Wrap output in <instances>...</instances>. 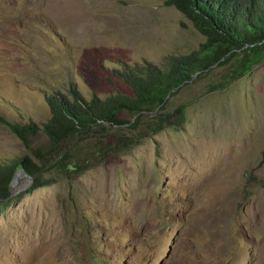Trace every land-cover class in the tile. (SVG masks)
Returning <instances> with one entry per match:
<instances>
[{"label":"rangeland","instance_id":"1","mask_svg":"<svg viewBox=\"0 0 264 264\" xmlns=\"http://www.w3.org/2000/svg\"><path fill=\"white\" fill-rule=\"evenodd\" d=\"M204 41L164 0H0V116L42 125L54 92L130 93L115 71ZM212 79L168 99L187 104L182 127L79 176L43 169L48 184L28 192L19 170L0 204V264H264V62L224 91L206 92ZM26 155L0 124V164Z\"/></svg>","mask_w":264,"mask_h":264},{"label":"trees","instance_id":"2","mask_svg":"<svg viewBox=\"0 0 264 264\" xmlns=\"http://www.w3.org/2000/svg\"><path fill=\"white\" fill-rule=\"evenodd\" d=\"M164 5L181 13L204 37L197 51L165 57L162 66L146 63L115 71L130 93L89 100L73 93L49 94L45 102L50 118L42 125L12 123L0 116V124L29 153L0 164V204L10 197V183L19 170L31 178L28 192L48 184L41 177L43 169L60 177L79 176L165 129L182 127L187 104L167 110L168 99L182 88L211 77L206 92L224 91L264 62V0H164ZM123 126L126 132L120 131ZM40 133L46 143L33 147L31 139Z\"/></svg>","mask_w":264,"mask_h":264},{"label":"water","instance_id":"3","mask_svg":"<svg viewBox=\"0 0 264 264\" xmlns=\"http://www.w3.org/2000/svg\"><path fill=\"white\" fill-rule=\"evenodd\" d=\"M19 175H20V174H19V171H18V172L15 174L14 178L12 179V181H11V183H10V187L13 186V185L16 183V181H17Z\"/></svg>","mask_w":264,"mask_h":264}]
</instances>
